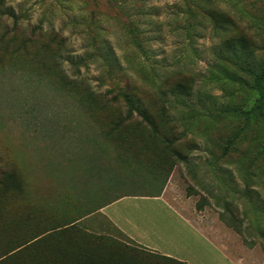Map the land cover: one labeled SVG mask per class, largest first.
<instances>
[{
  "label": "rangeland",
  "instance_id": "1",
  "mask_svg": "<svg viewBox=\"0 0 264 264\" xmlns=\"http://www.w3.org/2000/svg\"><path fill=\"white\" fill-rule=\"evenodd\" d=\"M263 69L264 0H0V264H264ZM162 196L187 262L102 216Z\"/></svg>",
  "mask_w": 264,
  "mask_h": 264
},
{
  "label": "crops",
  "instance_id": "2",
  "mask_svg": "<svg viewBox=\"0 0 264 264\" xmlns=\"http://www.w3.org/2000/svg\"><path fill=\"white\" fill-rule=\"evenodd\" d=\"M124 199L126 198L116 199L106 206L112 207ZM145 199L159 204L160 209L150 213V217L141 216V213L137 217L131 215L124 216L118 209L110 214H106L104 213L105 207H103L102 216L104 220L110 222L114 228L126 234L135 243L164 256L184 261L183 257H178V255L182 254L181 249H179L182 245L180 237L181 229L184 228L185 231L191 229L197 232L198 228L183 217L174 208L169 199L163 196L145 197Z\"/></svg>",
  "mask_w": 264,
  "mask_h": 264
},
{
  "label": "trees",
  "instance_id": "3",
  "mask_svg": "<svg viewBox=\"0 0 264 264\" xmlns=\"http://www.w3.org/2000/svg\"><path fill=\"white\" fill-rule=\"evenodd\" d=\"M213 19L215 21V25L218 28L234 25L233 21L230 19L229 20H221L217 16H214ZM223 23H226V24H223ZM237 41L240 44L241 49H243V50L240 54V52H238L235 48H231V52L233 53L234 56H236L237 58H240L242 55H244L246 58H249V57L254 55L256 46L253 45L252 46L253 49L251 48V50L248 51L250 44H249V40L246 37H240V38H238ZM257 81H258L259 86H260L259 106L262 109H264V69H263V72L257 76ZM177 88L180 90V92L182 91V93L186 94V93H188V91L191 87H189L188 85L178 84ZM128 98L129 97H127V99ZM128 101L130 102V105L132 107H135L136 111H138V113L144 119L151 121V119H149V117L147 115H145L144 112L139 108V106L137 105V101H135L131 97L128 99ZM0 184L3 186L2 188L4 191H8L12 187L19 188V185L16 182V176L13 173H3L1 180H0Z\"/></svg>",
  "mask_w": 264,
  "mask_h": 264
}]
</instances>
